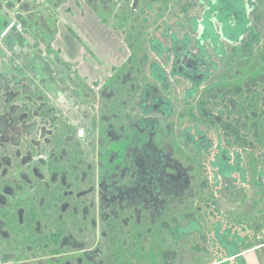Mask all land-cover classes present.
Instances as JSON below:
<instances>
[{
    "label": "flooded vegetation",
    "instance_id": "af4514ba",
    "mask_svg": "<svg viewBox=\"0 0 264 264\" xmlns=\"http://www.w3.org/2000/svg\"><path fill=\"white\" fill-rule=\"evenodd\" d=\"M247 203L264 229V0H0V264H171Z\"/></svg>",
    "mask_w": 264,
    "mask_h": 264
},
{
    "label": "crops",
    "instance_id": "0c3cea01",
    "mask_svg": "<svg viewBox=\"0 0 264 264\" xmlns=\"http://www.w3.org/2000/svg\"><path fill=\"white\" fill-rule=\"evenodd\" d=\"M65 50L68 52L69 58L74 59L80 49L79 44L69 36V33L64 32ZM249 203L243 205V214L237 217L233 214H227L226 219L230 221L243 220L244 222L252 221V216L249 214ZM235 230V229H234ZM241 241L235 240L232 245H208L207 250L203 251L200 248H186L183 244L180 245L179 255L172 261L171 264H264V229L255 231L250 223L247 228L240 231L237 230ZM195 235L193 238L196 239ZM197 240V239H196ZM228 240H231L228 237Z\"/></svg>",
    "mask_w": 264,
    "mask_h": 264
},
{
    "label": "rangeland",
    "instance_id": "374dc122",
    "mask_svg": "<svg viewBox=\"0 0 264 264\" xmlns=\"http://www.w3.org/2000/svg\"><path fill=\"white\" fill-rule=\"evenodd\" d=\"M35 60V62H36V66H39L40 64H39V59L38 58H35L34 59ZM43 74H37V77H41ZM233 207H231V206H227L225 203H223V206H221V209L222 210H226L227 212H231V209H232ZM249 209H251V207H250V205H249V207H248ZM248 223H250V221H248L247 223H245V225H247Z\"/></svg>",
    "mask_w": 264,
    "mask_h": 264
},
{
    "label": "water",
    "instance_id": "95a60500",
    "mask_svg": "<svg viewBox=\"0 0 264 264\" xmlns=\"http://www.w3.org/2000/svg\"><path fill=\"white\" fill-rule=\"evenodd\" d=\"M8 40L10 41V43H12L13 42V37L12 36H9L8 37Z\"/></svg>",
    "mask_w": 264,
    "mask_h": 264
}]
</instances>
